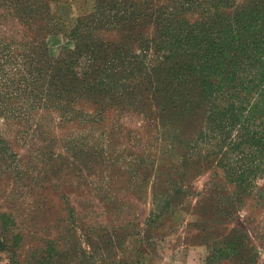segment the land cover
<instances>
[{
  "label": "rangeland",
  "instance_id": "obj_1",
  "mask_svg": "<svg viewBox=\"0 0 264 264\" xmlns=\"http://www.w3.org/2000/svg\"><path fill=\"white\" fill-rule=\"evenodd\" d=\"M262 33L264 0H0V264H264V176L207 122Z\"/></svg>",
  "mask_w": 264,
  "mask_h": 264
},
{
  "label": "trees",
  "instance_id": "obj_2",
  "mask_svg": "<svg viewBox=\"0 0 264 264\" xmlns=\"http://www.w3.org/2000/svg\"><path fill=\"white\" fill-rule=\"evenodd\" d=\"M231 38L235 36L231 34ZM248 45H264V35L252 37ZM257 64L264 67V47L256 48ZM253 50H245L243 60L238 63H232L233 75L228 79L229 87L232 90L226 105L219 106L218 98H215V93L210 95V110L207 118L208 128L211 132L223 129L230 131L228 139L233 144L231 133L236 132L235 144L242 145L241 152L243 160L248 162L245 168L248 171L255 172V175L261 174L264 176V71L259 69L253 77L250 75L251 68H248V74H245L247 59L254 61L251 57ZM238 63V64H237ZM252 64L251 67H254ZM107 75V71H104ZM174 69L164 70L161 75L165 79L174 76ZM242 75L240 80L236 78ZM103 87V83H99ZM226 85V83H225ZM218 86L217 88H219ZM222 87V86H221ZM107 89V88H103ZM123 92V89H120ZM130 95V94H129ZM65 114V113H64ZM255 128L252 130L251 128ZM228 133V132H227ZM244 151L248 156H245ZM252 159H254L252 161Z\"/></svg>",
  "mask_w": 264,
  "mask_h": 264
}]
</instances>
